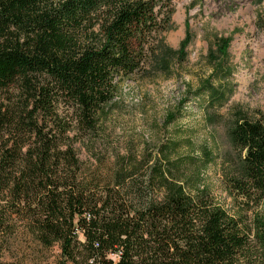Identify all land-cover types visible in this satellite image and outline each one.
Masks as SVG:
<instances>
[{
  "label": "trees",
  "instance_id": "1",
  "mask_svg": "<svg viewBox=\"0 0 264 264\" xmlns=\"http://www.w3.org/2000/svg\"><path fill=\"white\" fill-rule=\"evenodd\" d=\"M255 3L264 30V0ZM173 13L172 0H0V93H24L16 108L0 99V258L22 226L44 249L59 246L54 264H251V231L188 173L191 156L165 144L156 172L165 198L136 206L123 193L127 169L111 185L86 178L67 129L56 118L60 126L47 125L67 104L71 123L91 133L121 80L144 70L171 77L191 43L188 34L178 49L166 44ZM229 40L209 55L201 92L211 106L226 100L215 83L230 73ZM230 138L240 152L230 192L264 195V123L240 116ZM256 237L264 264V221Z\"/></svg>",
  "mask_w": 264,
  "mask_h": 264
},
{
  "label": "rangeland",
  "instance_id": "2",
  "mask_svg": "<svg viewBox=\"0 0 264 264\" xmlns=\"http://www.w3.org/2000/svg\"><path fill=\"white\" fill-rule=\"evenodd\" d=\"M172 7L166 44L178 49L188 34L191 43L186 61L173 69L171 77L144 70L121 80L91 133L71 123L74 113L67 104L60 105L47 125L60 126L56 118L67 129L86 178L111 185L118 172L127 169L130 178L123 193L136 206L164 200L156 172L163 168L162 147L176 146L174 156H191L195 162L188 173L197 174L214 202L251 231L246 256L251 264H260L256 228L258 221H264V195L241 198L230 192L228 180L240 159L230 138L236 120L242 116L264 123V30L256 25L258 5L255 0H172ZM220 38L230 39L224 59L230 73L221 75L215 85L227 96L222 106L218 102L211 106L201 88L210 82L209 55ZM21 98L24 93L18 87L0 93V99L15 108ZM171 114L178 117L167 124ZM60 259L58 245L44 249L21 226L7 241L0 261L54 264Z\"/></svg>",
  "mask_w": 264,
  "mask_h": 264
},
{
  "label": "built area",
  "instance_id": "3",
  "mask_svg": "<svg viewBox=\"0 0 264 264\" xmlns=\"http://www.w3.org/2000/svg\"><path fill=\"white\" fill-rule=\"evenodd\" d=\"M82 239V238H81ZM67 264H70V263H67Z\"/></svg>",
  "mask_w": 264,
  "mask_h": 264
}]
</instances>
